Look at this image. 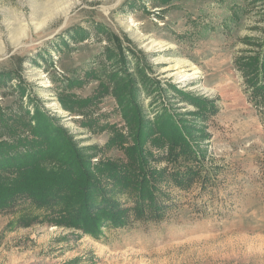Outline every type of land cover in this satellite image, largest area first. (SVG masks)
I'll use <instances>...</instances> for the list:
<instances>
[{
    "label": "rangeland",
    "instance_id": "1",
    "mask_svg": "<svg viewBox=\"0 0 264 264\" xmlns=\"http://www.w3.org/2000/svg\"><path fill=\"white\" fill-rule=\"evenodd\" d=\"M263 30L264 0H0V110L38 104L79 146L123 158L108 140L118 129L130 141L112 80L127 72L147 119L167 105L207 134L205 175L168 185L159 220L106 225L95 237L21 201L0 212V264H264V120L233 64L248 48L243 37ZM177 61L196 77L169 76L164 67ZM141 69L159 83L143 85ZM175 89L212 100L215 111L201 121ZM60 94L90 101L70 112ZM24 212L38 217L22 225Z\"/></svg>",
    "mask_w": 264,
    "mask_h": 264
},
{
    "label": "trees",
    "instance_id": "2",
    "mask_svg": "<svg viewBox=\"0 0 264 264\" xmlns=\"http://www.w3.org/2000/svg\"><path fill=\"white\" fill-rule=\"evenodd\" d=\"M236 14L232 12L230 20L237 19ZM242 41L248 48L235 54L233 64L249 101L264 120V34L243 37ZM139 73L143 85L159 83L143 69ZM112 80L130 141L114 129L108 145L118 146L123 158H101L94 147L79 146L38 104L32 110L20 104L14 113L0 110V212L30 201L41 209L43 220L96 237L106 225L159 220L171 206L164 190L168 185L186 188L205 175L206 150L202 144L206 132L167 105L147 119L136 99V79L126 72L112 74ZM18 88L23 94L24 88L20 84ZM175 90L195 105L191 114L201 121L215 111L212 100ZM89 101L69 95L58 97L61 108L70 112H76L75 104L82 106ZM159 160L165 164H157ZM200 181L203 183L202 178ZM37 217L24 212L18 221L28 226Z\"/></svg>",
    "mask_w": 264,
    "mask_h": 264
},
{
    "label": "bare ground",
    "instance_id": "3",
    "mask_svg": "<svg viewBox=\"0 0 264 264\" xmlns=\"http://www.w3.org/2000/svg\"><path fill=\"white\" fill-rule=\"evenodd\" d=\"M69 11V7H65L61 10L62 15H66ZM65 17V16H64ZM157 43H153L150 46L156 45ZM185 64L182 62H176L175 64H170L164 67V71H170L168 73L169 76H173L177 81L185 82L193 77H196L197 70L188 71L185 68ZM53 105L57 106V103H53Z\"/></svg>",
    "mask_w": 264,
    "mask_h": 264
}]
</instances>
